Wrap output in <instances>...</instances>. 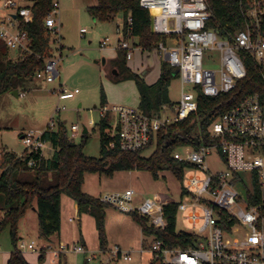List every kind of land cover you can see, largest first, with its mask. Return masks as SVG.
<instances>
[{"label":"built area","instance_id":"1","mask_svg":"<svg viewBox=\"0 0 264 264\" xmlns=\"http://www.w3.org/2000/svg\"><path fill=\"white\" fill-rule=\"evenodd\" d=\"M149 11L153 32L162 40L152 52L177 71L182 85L180 101L165 105L158 114L147 115L138 106L104 105L99 109L102 118H109L111 143L126 152H137L155 145L159 131L183 122L199 111V96L216 98L234 91L247 77L246 59L251 57L263 72L264 80V0H235L240 6L241 24H231L223 32L210 28L212 11L208 0H137ZM30 2V4H28ZM35 0H0V43L18 55L32 52L30 25L35 19ZM60 10V0H53L52 11L45 19L50 35L57 33L54 15ZM125 40H119V50L128 61L140 48L131 44L130 27ZM120 32V29H118ZM85 34V29H81ZM60 43V40L57 41ZM110 38L100 42L105 49ZM53 45V44H52ZM220 53L218 68L206 61L209 51ZM10 54V52H9ZM60 58L45 59V67L37 71L36 80L54 83L59 76ZM186 87H190L186 91ZM60 101L74 99L79 90H60ZM26 92L19 97H25ZM64 109V108H63ZM58 113L61 109H57ZM52 129L55 123L49 124ZM81 128L73 125L69 137L74 140ZM42 135V134H41ZM32 133L21 137L28 153L45 155L48 143ZM209 142L197 147L182 146L172 157L186 165L181 197L189 201L175 202L158 193L134 207V190L106 195L100 200L123 212H136L147 217L150 224L164 231L168 225L164 207L178 204L177 219L181 215L193 225L188 247H170L164 240L146 236L147 244L135 251L116 245L110 250L113 259L132 261L135 253H149L152 261L160 264H264V89L248 94L238 105L217 118L208 128ZM224 169L212 172L208 159L212 154ZM22 156V155H20ZM30 167L36 168L32 159ZM260 188V193L257 191ZM1 236V232H0ZM16 249L21 252L49 255L53 262L68 252L86 254L83 245L63 242L26 241L20 237ZM103 253V252H102ZM106 253V252H105ZM0 243V255H3ZM104 254V253H103ZM93 257H88L91 262Z\"/></svg>","mask_w":264,"mask_h":264},{"label":"trees","instance_id":"2","mask_svg":"<svg viewBox=\"0 0 264 264\" xmlns=\"http://www.w3.org/2000/svg\"><path fill=\"white\" fill-rule=\"evenodd\" d=\"M212 11L209 27L220 33L231 24L240 28L242 21L240 6L235 0H208ZM53 0H35V19L30 25L31 49L28 54L10 57L9 51L0 43V96L19 91L27 82L35 79L37 71L45 67V59L52 54V37L45 28V19L52 11ZM95 20L109 22L117 15H122L123 32L128 34V19L131 39H137L144 52H152L162 38L156 35L151 26V15L143 9L137 0H98V5L90 10ZM126 53L118 49L117 57L111 61L115 80H133L137 86L140 102L139 108L147 115L158 114L165 105L172 106L169 87L178 77L168 63L163 62L159 78L153 84L134 73L128 66ZM247 77L238 83L237 88L216 98L199 96V111L189 119L170 126L168 131L161 130L155 141L156 150L146 158L143 150L126 152L117 146L109 149L110 123L103 118L98 128L101 136V155L89 157L84 148L88 143L89 133L83 134L82 143L77 145L69 137V131L62 123L51 129L49 126L41 135V140L54 149L52 158L46 159L42 154L28 153L22 156L11 151L0 154V210L3 216L0 232L9 230L12 243L16 246L20 238L19 225L28 211L37 207L38 236L42 242H53V237L61 231L62 197L67 195L73 200L80 214H89L95 220L100 250L105 253L111 249L108 235V214L110 205L83 191L86 174H99L112 177L117 172L148 171L158 180L164 171L172 173L183 182L186 165L173 159V152L182 146L197 147L203 141L209 142L208 128L224 113L238 105L248 94L264 89L263 72L249 56L246 59ZM107 105L105 97L102 106ZM22 136V134L20 135ZM152 143L147 148L153 146ZM146 148V149H147ZM35 159L37 167L29 166ZM260 193V188L257 186ZM167 227L164 231L155 229L147 217L136 212H126L123 219L136 225L146 236H155L164 240L170 247L185 249L192 235L177 230L178 204L164 207ZM82 243L84 244L83 240ZM17 248V247H16ZM46 253L40 254L44 261ZM8 264H30L24 254L15 249Z\"/></svg>","mask_w":264,"mask_h":264},{"label":"rangeland","instance_id":"3","mask_svg":"<svg viewBox=\"0 0 264 264\" xmlns=\"http://www.w3.org/2000/svg\"><path fill=\"white\" fill-rule=\"evenodd\" d=\"M30 4V2L28 3ZM98 5V0H60V10L54 15L58 31L51 35L54 56L60 58L58 72L60 73L54 83H46L33 79L27 82L19 91L26 92L25 97H16L12 92L0 96V154L3 151H11L22 155L26 147L23 144L21 134L32 133L39 137L53 121L56 128L62 123L70 131L73 125H78L81 130L73 140L75 144L82 143L84 127L88 129L89 139L84 152L89 157L98 158L101 155V136L98 128L103 119L99 109L105 97L107 105L135 106L139 104V92L133 80H115V72L111 61L117 57L119 40H125L123 30L124 20L122 15H117L113 20L106 22L95 20L91 11ZM81 29L86 33L81 34ZM120 29V32L118 31ZM110 38L111 43L105 49L100 48V42ZM60 40V43L57 41ZM131 43L135 39H130ZM62 52V57L60 53ZM10 57L17 59L18 53L10 50ZM106 60L103 63V60ZM164 59L158 55L148 56L147 53L137 52L133 60L127 61L129 67L136 70V74L146 78V83H153L160 74L161 64ZM206 61L214 68L219 67L220 53L208 51ZM149 74L146 76L145 72ZM144 74V75H143ZM66 90L73 92L79 90L74 99L60 101L58 92ZM186 91L190 87H186ZM182 94L180 78H175L169 87V97L173 105L178 104ZM64 108V109H63ZM57 109H61L58 113ZM109 121V118H106ZM70 134V132H69ZM50 144L45 149V157L51 155ZM156 150V145L145 149L142 155L150 157ZM216 153L208 159V166L212 172L224 169L216 157ZM184 183L180 182L172 173L164 171L158 180L148 171H122L112 177L99 174H86L83 191L93 197L101 199L106 195L125 193L134 190V207L138 208L145 199L153 198L161 193L169 196L173 201H189L187 197H181ZM65 201V219L62 230V239L70 245H83L84 234L89 250L86 254L68 252L55 263L50 257L46 261H40V257L29 252H22L30 264H103L110 259V250L102 253L99 247V238L92 216L80 214L77 205L67 195H63ZM73 205L67 207L66 203ZM75 207V208H74ZM19 225V234L26 241L35 240L42 244L38 236L37 218L32 209L28 211ZM123 211L111 206L107 209L108 235L111 245L120 244L124 250L131 248L137 251L143 244L146 246L147 238L128 219H123ZM3 212L0 210V222ZM81 218V225L79 223ZM70 219L74 220L71 222ZM193 225L189 224L181 215L177 219L178 231H191ZM0 243L5 254L0 255V264H8L11 253L16 246L12 243L9 230L1 232ZM133 260L128 262L123 259H113L109 264H160L152 261L149 253H135ZM88 257H93L87 262Z\"/></svg>","mask_w":264,"mask_h":264},{"label":"crops","instance_id":"4","mask_svg":"<svg viewBox=\"0 0 264 264\" xmlns=\"http://www.w3.org/2000/svg\"><path fill=\"white\" fill-rule=\"evenodd\" d=\"M57 28H58V26H57ZM131 44H133V45H138V40L137 39H135V42L134 43H131ZM139 46V45H138ZM140 47V46H139ZM58 49H60V53H61V57H62V52H61V47H59ZM137 52H141V53H145L143 50H142V48L140 47L136 52H135V54L137 53ZM148 56H151V55H156V54H147ZM133 60V59H132ZM131 61V60H130ZM164 62V61H163ZM129 66V65H128ZM161 66H162V64H161ZM134 73L136 72V70H134L132 67H129ZM150 72V71H149ZM149 72H148V70L145 72V75L147 76L148 74H149ZM160 73H161V68H160ZM60 74V73H59ZM144 75V74H143ZM159 76H160V74H159ZM159 76H158V78H159ZM157 78V79H158ZM145 80H146V78H145ZM156 82V81H155ZM154 83V82H153ZM153 83H147V84H153ZM21 92L20 91H18V96H16V97H19V94H20ZM23 93V92H22ZM139 102H140V97H139ZM138 106H139V104H138ZM49 150H52V153H51V155L50 156H48V157H45L46 159H50V158H52V156H53V154H54V149L51 147V146H49ZM76 204V203H75ZM66 205H67V207H72L73 205H70V203H66ZM77 205V204H76ZM75 208V207H74ZM77 208H78V206H77ZM32 211H33V214L35 213L36 214V218H37V227H38V217H37V207H36V204H35V206H34V208L32 209ZM78 211H79V209H78ZM29 213H27V215H28ZM26 215V216H27ZM84 216L85 215H89V214H83ZM91 216V215H90ZM63 218L65 219V201H64V199H63V197H62V208H61V231H60V233H59V235H57V236H55V237H53L52 239H53V242H63V243H66L63 239H62V230H63V228H64V221H63ZM94 219V218H93ZM70 221L71 222H74V220H72V219H70ZM81 222H82V220H81V218H79V223H80V225H81ZM94 222H95V220H94ZM95 227H96V225H95ZM97 230V229H96ZM98 234V233H97ZM21 237V236H20ZM82 240H83V242H84V244H83V246H85V248H86V250H87V252H88V250H89V247H88V243H87V240H86V238H85V236H84V234L82 235ZM41 243H43L42 241H41ZM66 244H68V243H66ZM70 245V244H69ZM116 245H119L120 246V244H115V245H111V249L114 247V246H116ZM4 254H5V252H4ZM31 254H36V255H38L39 257H40V254H37V253H31ZM66 255V254H65ZM64 256V255H63ZM62 256V257H63ZM48 257H50L49 255H46V258H45V260L44 261H46L47 260V258ZM61 257V258H62ZM51 258V257H50ZM60 258V259H61ZM53 262V261H52ZM53 263H55V262H53ZM44 264H46V263H44Z\"/></svg>","mask_w":264,"mask_h":264},{"label":"water","instance_id":"5","mask_svg":"<svg viewBox=\"0 0 264 264\" xmlns=\"http://www.w3.org/2000/svg\"><path fill=\"white\" fill-rule=\"evenodd\" d=\"M105 62H106V60L104 59V60H103V63H105ZM174 75H177V71L174 72ZM141 77L144 79L143 76H141ZM12 93H13V95L18 96V91H17V90H16V91H13ZM86 133H88V129H87L86 127H84L83 134H86Z\"/></svg>","mask_w":264,"mask_h":264}]
</instances>
